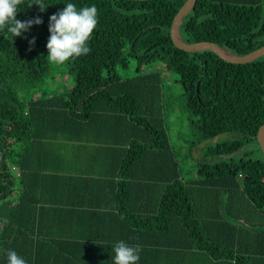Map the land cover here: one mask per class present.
<instances>
[{
	"label": "trees",
	"instance_id": "trees-1",
	"mask_svg": "<svg viewBox=\"0 0 264 264\" xmlns=\"http://www.w3.org/2000/svg\"><path fill=\"white\" fill-rule=\"evenodd\" d=\"M37 2L20 0L16 18L42 24L0 28V264L7 249L27 264H114L120 240L142 250L138 264H264V57L177 48L187 0ZM68 2L98 9L90 53L69 61L75 86L22 102L45 79L50 17ZM181 37L250 54L264 46V0H198ZM130 59L137 74L122 78ZM157 61L179 76L195 148L213 159L192 182L170 143L163 74L142 72Z\"/></svg>",
	"mask_w": 264,
	"mask_h": 264
},
{
	"label": "rangeland",
	"instance_id": "rangeland-1",
	"mask_svg": "<svg viewBox=\"0 0 264 264\" xmlns=\"http://www.w3.org/2000/svg\"><path fill=\"white\" fill-rule=\"evenodd\" d=\"M159 70L163 74V101L165 105L164 117L168 130L171 146L180 163L183 179L192 182L198 179V163L213 161L207 158L204 143L200 146L201 135L196 128L194 117L186 106V99L179 76L167 68L166 61H157L144 67L142 72ZM117 73L122 78H132L137 74V64L130 59L129 68L119 66ZM76 83V75L71 71V65L66 62L61 65L50 64L49 70L43 82L31 92L22 95L21 101L42 99L63 95L73 89Z\"/></svg>",
	"mask_w": 264,
	"mask_h": 264
},
{
	"label": "clouds",
	"instance_id": "clouds-1",
	"mask_svg": "<svg viewBox=\"0 0 264 264\" xmlns=\"http://www.w3.org/2000/svg\"><path fill=\"white\" fill-rule=\"evenodd\" d=\"M20 0H0V28L8 25V31L14 37L21 36L34 24L39 25L43 20L39 17L34 20L21 21L16 18ZM41 11L49 7L44 0L35 3ZM98 24V9L93 4L88 7L78 8L75 3L68 2L63 10L50 17V37L47 42L50 64L61 65L72 58L90 53L88 46L91 36ZM32 44L35 40L31 41ZM114 251V264H138L141 259V249L128 245L120 240L112 246ZM7 264H27L24 257L14 249L5 252Z\"/></svg>",
	"mask_w": 264,
	"mask_h": 264
},
{
	"label": "water",
	"instance_id": "water-1",
	"mask_svg": "<svg viewBox=\"0 0 264 264\" xmlns=\"http://www.w3.org/2000/svg\"><path fill=\"white\" fill-rule=\"evenodd\" d=\"M134 1H148V0H134ZM198 0H187L184 6L180 9L176 15L172 28H171V37L175 46L185 52H202V51H212L222 60L232 63V64H248L254 62L262 57H264V46L255 50L254 52L238 56L229 50L221 47L217 43L213 42H199V43H187L181 37V26L186 20L188 15L196 6ZM258 143L264 155V125L260 128L258 133ZM236 154H239L236 153ZM235 155V154H234ZM233 156V155H231Z\"/></svg>",
	"mask_w": 264,
	"mask_h": 264
},
{
	"label": "built area",
	"instance_id": "built-area-1",
	"mask_svg": "<svg viewBox=\"0 0 264 264\" xmlns=\"http://www.w3.org/2000/svg\"><path fill=\"white\" fill-rule=\"evenodd\" d=\"M14 171L17 173L18 176H20V172L17 168H14Z\"/></svg>",
	"mask_w": 264,
	"mask_h": 264
},
{
	"label": "crops",
	"instance_id": "crops-1",
	"mask_svg": "<svg viewBox=\"0 0 264 264\" xmlns=\"http://www.w3.org/2000/svg\"><path fill=\"white\" fill-rule=\"evenodd\" d=\"M82 231L84 232V231H87V230H82Z\"/></svg>",
	"mask_w": 264,
	"mask_h": 264
}]
</instances>
